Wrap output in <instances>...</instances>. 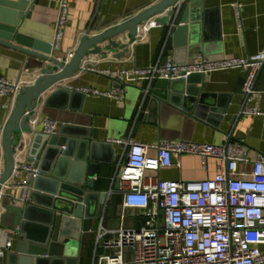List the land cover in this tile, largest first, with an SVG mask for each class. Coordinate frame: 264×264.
Returning <instances> with one entry per match:
<instances>
[{"label": "crops", "instance_id": "obj_1", "mask_svg": "<svg viewBox=\"0 0 264 264\" xmlns=\"http://www.w3.org/2000/svg\"><path fill=\"white\" fill-rule=\"evenodd\" d=\"M62 1L69 8L66 31L61 47L54 52V56L65 61L71 52H76L89 29H92L93 34L109 29L121 20L135 16L163 0H37L30 17L21 20L18 32L52 43ZM194 3L193 6H185L190 4V0L179 3L171 25L162 26L154 23V19L141 24V33L123 57L117 58L113 53H108L106 57L87 56L82 62L84 70L61 84L64 88L85 95L84 98L78 97L74 101V107H81V112L77 114L83 124L90 125V132H98L99 143L93 161L97 164L98 171L92 182L94 190L104 194L103 204L101 198L94 202L95 216L85 220L83 224L82 240L76 244L72 256H66L70 260L69 264H97L98 258L108 252L101 244L96 243L99 230L114 231L122 223L125 228L143 225V217L137 211H129L121 222L123 195L115 188L113 177L125 148L122 144L112 143V139L130 138L144 143L174 140L222 144L228 137L247 146L252 162L257 159L258 154H264V65L255 83L257 93L248 103L249 107H254L261 113L255 115H241L242 85L246 75L242 69L210 72L205 76L200 74L194 82L187 83V87L185 84L184 87L181 84L174 86L178 90H182V87L185 90L186 87L182 98L187 96V92L198 93L197 102L201 100L208 108L225 110L220 118V114L214 112L213 115L208 113L206 119L193 120L181 115L173 107L161 104L159 98L166 100L173 94L170 92V82L166 80H144L139 86L124 83L120 85L124 91L119 99L85 91L92 89L110 92L117 87L110 77L92 69L119 72L123 69L135 70L163 65L169 59L178 63L192 62L200 56L212 61L228 57L246 58L264 47V0H197ZM236 6H240V20L235 14ZM13 12L11 8L0 5V21L10 18ZM145 24H148L147 29L143 27ZM126 36L124 33L117 39L118 42H127ZM44 65L46 63L42 60L0 43L1 79L17 83L24 76L27 82H34ZM51 92L53 91L48 92L45 98ZM12 99L7 95H0V162L4 154L2 128L10 116ZM174 99L182 104V99L175 96ZM46 118L49 116L41 108L31 123L32 129L42 131V122ZM33 134L34 132L24 134L26 147L16 154L17 161L27 162L28 147ZM150 155H156L155 151H150ZM173 163L169 168L149 174L161 180L197 181L213 178L218 173V160L215 158H207L203 162L200 156L183 155L173 158ZM243 168L250 172L252 163ZM25 180L26 174L21 177L15 175L10 182ZM8 193L13 198H18L21 190L8 189ZM3 212L0 207V214ZM3 229L10 231L14 237L13 246L3 259V264H8L19 234L13 235L14 229ZM113 237L114 234L106 236ZM260 249L264 252V245Z\"/></svg>", "mask_w": 264, "mask_h": 264}, {"label": "built area", "instance_id": "obj_2", "mask_svg": "<svg viewBox=\"0 0 264 264\" xmlns=\"http://www.w3.org/2000/svg\"><path fill=\"white\" fill-rule=\"evenodd\" d=\"M68 9V4L62 1L52 50L61 47ZM234 9L240 20V6ZM147 25H143L144 29ZM74 54L71 52L64 62H70ZM263 65L264 47L246 58L212 61L200 56L192 62L178 63L169 59L163 65L119 72L92 69L110 77L117 87L110 92L85 91L119 99L124 91L120 85L124 83L139 86L144 80L170 82L187 79L193 74L205 76L210 72L242 69L246 75L242 85L241 115H255L261 113L248 103L257 93L255 83ZM28 82L24 76L17 83L0 78V95L14 100ZM39 110L41 105L38 113ZM42 126V132L51 136L57 133L59 123L46 118ZM111 142L125 148L113 177L117 191L123 195L121 222L129 211H137L143 217V225L125 228L122 223L114 231L99 230L96 243L108 252L99 256L97 264H264V252L260 249L264 245V154H258L252 162L247 146L228 137L222 144L174 140L144 143L130 138L112 139ZM150 151H155L156 155H150ZM183 155L200 156L203 162L207 158L217 159V175L186 181L161 180L149 174L173 166V158ZM3 163L4 159L0 162V175ZM250 163L252 170L248 172L243 167ZM23 174H26L25 181L10 182L15 175L21 177ZM38 174L34 161L16 160L12 178L1 189L0 201L7 197L13 202L30 204V182ZM8 189H20V197L13 198ZM9 232L0 227V264L13 246L14 237ZM19 233L18 227L13 230V235ZM108 234L114 237L106 238Z\"/></svg>", "mask_w": 264, "mask_h": 264}, {"label": "water", "instance_id": "obj_3", "mask_svg": "<svg viewBox=\"0 0 264 264\" xmlns=\"http://www.w3.org/2000/svg\"><path fill=\"white\" fill-rule=\"evenodd\" d=\"M195 1L190 0V4L185 6H193ZM36 3L31 0H0L1 6L14 11L13 15L10 13V18L0 21V43L46 63L34 82L20 88L13 100L10 116L2 128L4 163L0 175V193L3 185L13 176L16 154L26 147L24 134L34 132L26 159L35 162L39 174L30 182V204L23 205L19 201L13 203L7 197L0 201V207L4 210L0 215V227L20 229L8 264H69L70 260L66 256H72L76 244L82 240L83 224L95 216L94 202L101 198L103 204L104 194L94 190L92 182L98 171L97 164L93 162L99 143L98 132H90V125L83 124L77 114L81 112V107H74V101L85 95L64 88L61 84L84 70L82 62L87 56L106 57L108 53H113L117 58L123 57L139 36L140 25L145 21L154 19L162 26L171 25L175 8L183 0L160 1L94 34L89 29L68 63L54 56L55 50H52L51 43L18 32L21 20L30 17ZM124 33L127 34V42H118L117 39ZM196 76L200 74L170 81V92L173 94L166 100L159 98V102L193 120L206 119L208 113L213 115L214 112L220 114V118L225 110L208 108L201 100L197 102L198 93L187 92V96L182 98L181 95L186 93V84L194 82ZM178 84H185V90L184 86L182 90L175 88ZM50 91L53 92L45 98ZM174 96L182 99V104L176 102ZM39 105L51 120L60 123L55 135L32 129L31 123L38 114ZM115 188L118 189L117 183Z\"/></svg>", "mask_w": 264, "mask_h": 264}]
</instances>
